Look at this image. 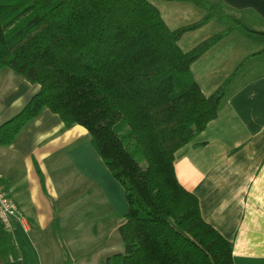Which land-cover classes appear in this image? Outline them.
I'll list each match as a JSON object with an SVG mask.
<instances>
[{"label": "trees", "instance_id": "1", "mask_svg": "<svg viewBox=\"0 0 264 264\" xmlns=\"http://www.w3.org/2000/svg\"><path fill=\"white\" fill-rule=\"evenodd\" d=\"M211 10L173 30L149 0H0V69L40 85L0 125V147L46 108L88 129L129 206L119 228L125 251L106 264H235L233 241L205 220L175 168L177 151L217 118L234 76L208 96L191 68L230 29L191 51L179 45L224 13ZM3 253L18 258L12 246Z\"/></svg>", "mask_w": 264, "mask_h": 264}, {"label": "crops", "instance_id": "2", "mask_svg": "<svg viewBox=\"0 0 264 264\" xmlns=\"http://www.w3.org/2000/svg\"><path fill=\"white\" fill-rule=\"evenodd\" d=\"M149 1L173 30L204 19L212 6L224 11L179 40L187 52L230 29L191 68L208 96L234 76L217 118L177 151L175 168L180 182L198 196L205 220L233 241L235 264H264V0ZM39 89L11 68L0 69V125ZM109 171L87 128L67 127L58 113L44 109L11 145L0 147V178L31 225L29 231L17 224L8 232L20 249L13 258L3 253L14 244L4 243L0 222V264H28L25 251L35 243L49 264H68L66 259L78 264L80 249L55 250L57 240L47 229L66 226L70 212L90 208ZM124 221L125 216L118 229ZM59 242L73 249L76 237L66 231ZM109 253L106 260L116 254Z\"/></svg>", "mask_w": 264, "mask_h": 264}, {"label": "rangeland", "instance_id": "3", "mask_svg": "<svg viewBox=\"0 0 264 264\" xmlns=\"http://www.w3.org/2000/svg\"><path fill=\"white\" fill-rule=\"evenodd\" d=\"M135 155L137 158L142 157L141 153H136ZM142 163L146 165L145 161ZM109 172L108 177H104L107 182L103 187L102 193L98 197H94L93 205L90 208L70 212L66 226L60 227L56 225L47 229L51 233L50 236L55 237L57 240L52 244L55 250L75 252L76 248L80 249L83 255L77 260L78 264H106L107 251L112 254L118 251H125L124 241L117 226L128 211V200L122 183L114 177L111 171ZM86 208L87 206L84 207V209ZM62 214L64 215V212ZM29 230H31V225ZM66 231H71L76 237L73 249H71L70 245L60 244L59 242V239L64 236ZM5 233L10 234L7 231ZM11 243L14 244L15 250L19 252L20 249L17 242L12 241ZM35 244L37 245V243ZM35 244L30 246V252L25 251L28 264H49L46 254L40 253ZM113 247L120 250H111ZM64 263L72 264L68 259L64 260Z\"/></svg>", "mask_w": 264, "mask_h": 264}, {"label": "built area", "instance_id": "4", "mask_svg": "<svg viewBox=\"0 0 264 264\" xmlns=\"http://www.w3.org/2000/svg\"><path fill=\"white\" fill-rule=\"evenodd\" d=\"M0 222L7 232H12L15 225L21 224L29 231L30 224L27 215L19 208L16 200L10 195L0 178Z\"/></svg>", "mask_w": 264, "mask_h": 264}]
</instances>
